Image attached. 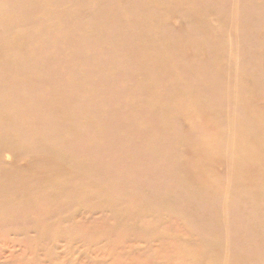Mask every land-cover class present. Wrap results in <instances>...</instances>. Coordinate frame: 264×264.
I'll use <instances>...</instances> for the list:
<instances>
[{"label": "rangeland", "instance_id": "obj_1", "mask_svg": "<svg viewBox=\"0 0 264 264\" xmlns=\"http://www.w3.org/2000/svg\"><path fill=\"white\" fill-rule=\"evenodd\" d=\"M3 176L0 264H264V0H0Z\"/></svg>", "mask_w": 264, "mask_h": 264}, {"label": "bare ground", "instance_id": "obj_2", "mask_svg": "<svg viewBox=\"0 0 264 264\" xmlns=\"http://www.w3.org/2000/svg\"><path fill=\"white\" fill-rule=\"evenodd\" d=\"M2 168H3V167H2ZM1 170H2V169H1ZM3 170H4V169H3ZM3 170H2V171H3ZM4 172H5V170H4ZM0 180H1V181H0V189H1V191L4 192L5 189H6V183H5V181H4V176L1 177ZM24 185H25V184H24ZM15 189H16V188H15ZM24 189H25V188H24ZM18 192H19V191H18ZM4 206H5V204H3L2 207L5 208Z\"/></svg>", "mask_w": 264, "mask_h": 264}]
</instances>
